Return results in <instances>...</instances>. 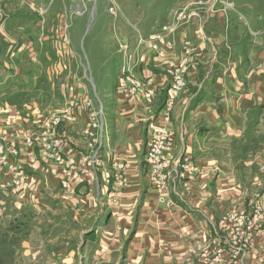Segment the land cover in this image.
I'll use <instances>...</instances> for the list:
<instances>
[{
  "label": "rangeland",
  "instance_id": "rangeland-1",
  "mask_svg": "<svg viewBox=\"0 0 264 264\" xmlns=\"http://www.w3.org/2000/svg\"><path fill=\"white\" fill-rule=\"evenodd\" d=\"M244 15L250 24L254 23L253 27L244 24ZM221 20H225L226 24L222 25ZM233 21L244 25L238 26L237 30L231 29L229 23ZM184 31H187L183 38L186 44L178 47L172 40H176L177 36L182 38ZM252 33L254 36L264 35V0H0V66L23 69L9 73L11 77L18 75L26 78L25 75L32 74L45 82L41 84V80L37 81L35 90L29 96L13 93L12 100L0 99L7 102L8 105L4 106L10 110L30 101L36 103L35 108L38 109L34 110V114L38 117L34 118V126L37 131L24 138L26 146L35 150L32 153L35 157L28 161L29 169H34L41 161L56 163L61 175H64L62 188L71 187L75 178L80 180L76 188L79 190L88 181L84 176L87 172L83 170L90 167L95 190L109 189L110 201H115L121 189L114 187L123 180L124 184L128 183V178L122 170L125 163L113 162L107 167L105 162L108 136L99 81L106 85L110 83L109 86L116 85L115 91L124 98H141L147 108H151L157 99L158 88H166L164 108L156 114L157 118L162 114L164 120L146 123V131L141 133L143 164L145 171L152 173L148 170L146 153L153 136L157 129H163L174 141V152L175 135L183 131L179 129L181 126L175 130L171 127L173 109L180 93L197 77V69L206 64L214 65L212 59L216 60V57L211 51L214 39L218 37L228 46L231 45L229 40H238L239 45L246 47ZM130 42L137 45L133 47ZM205 43L208 47L206 51L201 50ZM169 52L174 53V58L167 56ZM147 57H150L151 64L167 73L168 80L162 86L157 85L155 77L138 75L137 66L147 61ZM31 68L37 70L25 73ZM7 75L5 71L0 72L1 77ZM177 78H181L182 85L177 84L179 88L171 92L174 84L181 81ZM80 82L84 89L80 87ZM209 83L214 84L211 80ZM61 92L65 94L63 103L59 100ZM149 93L155 95L151 100ZM73 97L78 100L75 112L69 110ZM83 103L89 112L80 118L87 119L88 150L74 155L75 152L65 148L62 133L60 136L58 132L62 123L70 126L78 123L77 115ZM41 109L51 111L45 115ZM200 121L203 120H192L191 126L187 127L188 132L191 128L196 132V127L202 125ZM1 123L5 121L0 120ZM4 132L8 131L0 125V146L3 148L0 156L3 154L5 157L0 171L11 167V155L19 154V147L15 143H7ZM260 139L264 140V136L241 139L246 140L245 144L241 140L199 141L192 147L191 154L176 155L169 162L164 171L166 173H161L163 185L158 176L152 181L149 176L158 201L166 206H174L175 185L179 179L189 182L205 175L214 181L205 201L216 211L217 220L209 231L211 243L200 247V250L197 248V259L201 264L207 258L203 259L206 252L215 255L220 250L232 260L240 257L234 254L239 240L226 239V236L214 233L218 230L222 232L221 224L226 222L223 218L232 213L242 218L235 225L237 230L242 229L243 222L253 225L249 243L247 247L243 246L245 252L235 264H264V170H254L248 164L242 169V162L239 163L241 159H246V162L251 159L247 151L253 149L252 142ZM94 154L100 158V165L90 161L89 157ZM114 164L121 167L118 172L114 171ZM233 165L236 172L228 171L227 166ZM239 168L241 170L238 171ZM165 179H168V184L164 185ZM227 179H236V186L245 192L241 201L247 205L240 208L242 204L238 201L219 200L221 190L218 184H224ZM16 181L20 180L10 181L13 183L9 186L18 190L21 185ZM6 188L8 195L0 186V264H142V259L135 261L134 250L138 248L134 247L132 236L136 227H117V222L113 226H98L102 223V212L100 207L97 209L101 202L106 215L108 212V198H101L102 194L95 195L91 202L86 200L87 203L80 200L83 197L73 195L76 199L68 203L62 196L68 195L66 191L49 190L54 199L48 201V196L42 195L45 204L38 213L34 210V201L19 205L16 203L18 197L10 195V188ZM84 203L95 205L87 207ZM115 232L121 233L117 243L111 242ZM244 234V237L248 236L246 232ZM227 264L232 263L229 261Z\"/></svg>",
  "mask_w": 264,
  "mask_h": 264
},
{
  "label": "crops",
  "instance_id": "crops-1",
  "mask_svg": "<svg viewBox=\"0 0 264 264\" xmlns=\"http://www.w3.org/2000/svg\"><path fill=\"white\" fill-rule=\"evenodd\" d=\"M248 20L244 15L242 20L244 24L253 27L254 23L250 24ZM219 22L222 25L226 24L225 20ZM229 24L230 28L235 30L238 26L244 25L236 21ZM190 28L187 30L189 31ZM186 33L187 31H184L181 33L182 38L179 39L177 36L176 40H172V42L178 47H181L182 43L186 44L183 39ZM229 41L230 46L218 37L214 39L211 50L214 51L213 56L216 57V60L212 59L214 65L207 66L206 64L197 69L195 72L197 79L195 78L188 88L178 96L170 121L174 130L181 126L179 129L183 132L175 135L176 145L173 157L182 153H184L183 155L191 154L194 149L192 147L199 141L208 142L219 139L221 142L228 140L240 142L243 138L255 139L259 135L264 136V35L254 36L252 33L247 39L246 47L239 45L238 40ZM131 45L135 47L137 43L133 42ZM207 48L206 43L205 46H201V50L206 51ZM147 52L150 54L151 51ZM32 53L30 52V54ZM167 56L174 58V53L169 52ZM145 59L147 61L144 60L141 65L137 66L138 75L146 76V78L155 77L157 85L162 86L168 80L167 73L162 68L156 67L155 64H151L150 57ZM1 69H4L2 71L8 75L7 77L0 76V99L5 97L12 100L13 93L29 96V93L31 94L35 90L37 81L41 80L40 83L45 84L43 79L34 78L35 75L32 74H24L26 78L18 75L10 76L9 73L23 71L21 68H10L8 65L0 66L2 73ZM30 70L37 69H27L25 73ZM210 80L214 84H210ZM79 85L84 89L81 82ZM109 85L104 84L102 80L99 81L102 103L105 104V125L108 136L105 162L107 167H110L113 162L125 163L122 170L128 178V183H117V187H114L116 190L121 189L116 195L115 201H110L112 197H110L109 189L107 191L101 189V192L95 190L96 186L93 185L91 179L92 170L90 167L83 170V172H87L84 176L88 181L79 190L76 188L79 187L80 180L75 178H73L74 183L71 187L62 188L64 175H61L56 163L40 160L41 162L36 164L34 169H29L28 161L35 157V154H32L35 150L26 146L24 138L37 131L34 126V118L38 116L34 112L38 108H35L36 103L33 101H30L29 104L17 105L10 110L4 106L8 105L7 102L0 100V120L1 122L5 121L0 125L8 131L5 132L7 143H15L19 147V154L9 157L11 167L0 171V186L4 187L2 190L8 195L6 188L8 186L10 195L18 197L16 203H20L19 205L34 201V210L38 213H41L42 209L40 208L45 204L42 195L48 196V201L54 199V195L50 194L49 190L53 192H55L54 189L66 191L68 195L62 196L68 203L76 199L73 195L78 198L83 197L80 199L83 202L86 200L91 202L95 195L102 194L101 198H108V212L106 215L105 206L101 202L97 209L100 207L99 210L102 212L100 218L102 223L98 226L103 224L113 226V223L117 222V227L127 228L129 225H133V228L136 227L132 236L134 247L138 248V250H134L135 261L142 259V264H201V261L197 259L199 253L197 248L200 250V247H206L208 243H211L212 238L208 236L209 231L214 225V221L217 220L216 211L212 210L209 207L210 204L205 201L209 197L208 190L214 181L205 175L197 176L195 180L189 182L179 179L175 185L177 191L175 192L176 197L173 198L175 199L174 206L160 203L149 181L150 174L145 171L143 164L141 133L143 130L146 131V123H159L164 120L161 117L162 114L158 118L156 114L164 108L167 100L166 88H158L157 99L153 101L151 108H147L141 98H124L115 91L116 85ZM59 96L61 97L59 100H62L63 103L65 94L61 92ZM84 105L85 103L81 104L79 108L78 123L72 124L73 126L62 123L59 127L58 133L60 136L62 133L65 148L75 152L74 155L88 150L89 128L87 122L85 123L87 119L80 120L82 115L89 113ZM50 111L46 110L45 115ZM196 111L197 113L193 114ZM201 111L203 112L201 113ZM10 112L12 113L10 114ZM45 115L42 116L45 117ZM192 120H203L200 121L202 125L196 127V132L195 130L193 132L192 128L188 132L187 127L191 126ZM182 121L185 125L181 123ZM241 142L245 144L246 140H241ZM252 143L253 149L247 151L251 159L248 162L246 159H241L239 161V163L242 162L240 168L243 169L245 164H248L254 170H264V140L260 139L256 140V143ZM115 168L119 169L117 165ZM240 168L238 171L241 170ZM227 170L236 172L234 165L227 166ZM12 180H20L16 181L21 185L20 189L16 190L9 186L13 183L10 182ZM235 183L236 179L231 181L227 179L224 184H218L221 190L219 200L222 202L238 201L242 204L239 207L242 208L248 204L241 201L245 192H241ZM178 189H182V191H178ZM181 195L188 201L183 200ZM243 200L245 201L246 198ZM84 205L91 207L95 203L93 205L84 203ZM119 234L121 233L115 232L111 237V242L117 243L121 239Z\"/></svg>",
  "mask_w": 264,
  "mask_h": 264
},
{
  "label": "built area",
  "instance_id": "built-area-1",
  "mask_svg": "<svg viewBox=\"0 0 264 264\" xmlns=\"http://www.w3.org/2000/svg\"><path fill=\"white\" fill-rule=\"evenodd\" d=\"M198 14L201 15V12L199 11ZM177 79L181 80V78H177ZM177 84H180V86H181L182 85V80L181 81H177V83L174 84L171 92H174L175 89L179 88V87H177ZM153 94L154 93H149L148 94L149 100H151L152 96L153 97L155 96ZM152 100H153V98H152ZM72 102H73V104L71 106L69 105V110L71 112H75L77 107H78V100L76 99V97L72 98ZM98 140H99V138L96 139L95 141L97 142ZM173 145H174L173 139L171 137H169V135L163 129L159 128V129L156 130V133L153 136L152 144H150V147L148 148V152L146 153L147 162H149V164L151 166L154 165L156 167V169L153 170L154 172H157L159 174L166 173V172H164L165 169L169 166L171 161L174 159L173 155H172L173 154V149H174ZM49 146H51V144H49ZM90 146H93V144H90ZM2 149L3 148L0 146V150H2ZM89 158H90L91 162L93 160L94 163H97L99 165L101 164L100 158L95 156V154L93 156H90ZM4 160H5V157L2 154V156H0V164L1 165H3L5 163ZM2 162H4V163H2ZM89 165H91L92 168L94 167L93 164H89ZM115 166H116V164H114V166H113L114 170L121 169V167L117 166L119 168V169H117V168H115ZM105 171H108V170H105ZM91 174H93L92 171H91ZM107 176H108V173H107V175L105 177L107 178ZM92 177H94V176L92 175ZM165 181H166V179L164 180V184H166ZM121 182L124 183V180L121 181ZM161 183L163 185L162 179H161ZM232 214H227L226 217L223 218V220H225L226 222H225V225L223 224V222L221 224L220 230L222 232H220L217 229L218 231H215L214 233H219L220 235L226 236V239H229V237H230L231 239H234L235 241L239 240L240 244L236 245V246H238L237 248H234V254L240 255V257L237 258L235 256L236 258L234 260H232L228 256L226 257V255H223V253L220 250H218L219 252L217 254H215V255L214 254L211 255L210 253L207 254V252H206L203 255V259L206 258V257L207 258H206L205 261H203V264H227V262H229V261H231L232 264H235V263L239 262V261H237V259L241 258L242 257L241 255H243V253L245 252V250L243 249V246H246L249 243V238H250V235H251L250 232H251V230L253 228V225H250V223H244L243 222L244 225L241 226L242 229L241 230H237L238 227H236L235 225L238 222H241L242 218H240L239 215H237V214H235V215H232ZM227 220H229V222H230L229 224H228ZM233 227L235 229L236 228L237 229L235 230ZM244 232H246V234L248 236L244 237V235H245ZM219 234H218V236H219ZM210 255H211V257H209Z\"/></svg>",
  "mask_w": 264,
  "mask_h": 264
},
{
  "label": "bare ground",
  "instance_id": "bare-ground-1",
  "mask_svg": "<svg viewBox=\"0 0 264 264\" xmlns=\"http://www.w3.org/2000/svg\"><path fill=\"white\" fill-rule=\"evenodd\" d=\"M174 158V157H173ZM148 167H149V170H151V172H153V173H149L150 174V179H151V181H152V178L153 177H155V176H158L160 179H162L161 178V174H159V173H157V172H154L153 170L154 169H156V167L153 165V166H151L150 164H149V162H148ZM168 182V179H167V181H166V184H168L167 183ZM162 184V183H161ZM165 185V184H164ZM164 191V190H163ZM162 191V192H163Z\"/></svg>",
  "mask_w": 264,
  "mask_h": 264
}]
</instances>
